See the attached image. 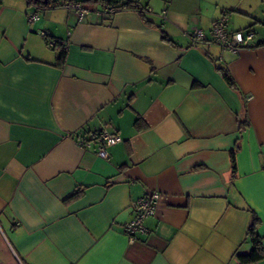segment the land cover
Segmentation results:
<instances>
[{
  "label": "crops",
  "instance_id": "crops-1",
  "mask_svg": "<svg viewBox=\"0 0 264 264\" xmlns=\"http://www.w3.org/2000/svg\"><path fill=\"white\" fill-rule=\"evenodd\" d=\"M77 1L82 19L59 6L30 23L26 0H0V264H235L254 213L264 248V0H125L144 17ZM224 10L249 47L209 41ZM41 31L65 42L61 67ZM101 129L121 139L106 159L77 141Z\"/></svg>",
  "mask_w": 264,
  "mask_h": 264
},
{
  "label": "built area",
  "instance_id": "built-area-1",
  "mask_svg": "<svg viewBox=\"0 0 264 264\" xmlns=\"http://www.w3.org/2000/svg\"><path fill=\"white\" fill-rule=\"evenodd\" d=\"M59 6L64 7L73 12L78 19H82L86 16L91 9L84 6L81 2L76 0H58ZM140 5V4H139ZM120 9L113 8L112 6L101 7L96 10L100 16H110L119 11ZM148 12V9L143 10ZM161 17H165V12L161 13ZM39 18V8L33 6L32 11L28 14V22L32 23ZM227 14L222 12L220 18L215 20L211 25V38L210 42H213L220 46L222 49H228L233 52L237 51L241 47L248 45L253 37L251 31H234L228 32L226 29ZM42 37H46L48 34L45 31L40 32ZM47 47L54 46V41L51 38H44ZM190 40L193 44L199 42L208 41L205 38L201 30L195 29L190 35ZM63 41V40H62ZM61 42L64 43V41ZM56 47V46H55ZM250 97H248L249 99ZM78 144L84 149H91L93 147L94 152L100 158H108L107 148L116 145L121 141L120 137L114 133H109L104 129L100 131H91L85 133L82 137L77 139ZM160 194L156 191L147 193L142 198L135 201L133 205L134 218L125 224L124 230L129 239H133L136 234L144 232L143 220L148 216L154 215L155 205L159 199ZM21 264V263H17Z\"/></svg>",
  "mask_w": 264,
  "mask_h": 264
},
{
  "label": "trees",
  "instance_id": "trees-1",
  "mask_svg": "<svg viewBox=\"0 0 264 264\" xmlns=\"http://www.w3.org/2000/svg\"><path fill=\"white\" fill-rule=\"evenodd\" d=\"M28 6H36L39 8V10H44V9H50V8H55L59 7V2L58 0H26ZM77 1V0H76ZM79 2V1H78ZM86 2L89 3H97L101 5V7H107V6H112L113 8L120 9V10H133L139 13L141 16H145L147 14L143 10H146L147 7L139 5L138 2H126L125 0H86ZM224 13L228 14V11L224 10ZM51 38L49 35H47L44 38ZM54 41V46L50 47V49H53L54 51L57 52V60L56 63L54 64L56 67H61L62 64L65 61V55H66V44L65 42L61 44L59 39L51 38ZM45 41V39H44ZM63 42V41H62ZM56 46V47H55ZM246 45L245 47H247ZM249 47V46H248ZM222 77L225 80V82L230 86L233 87V81L231 76L229 75L228 71L225 68H220ZM248 126V121L247 119L237 120V127L239 130V133H241L246 127ZM85 135V134H83ZM238 142V139L237 141ZM231 162H232V169L235 168L234 164V159H233V153L231 156ZM82 194V188H78L76 191L68 195L63 199L64 203H68L71 201H74L78 199ZM260 224V219L259 217L254 213L252 215L251 223L248 227L247 230V240L251 244V249L247 253H239L235 255V264H255L257 262L263 261L264 260V248L262 246V237H260L257 233V227Z\"/></svg>",
  "mask_w": 264,
  "mask_h": 264
}]
</instances>
